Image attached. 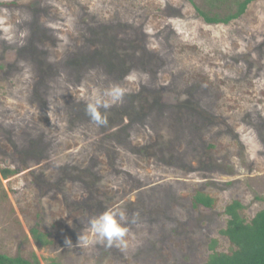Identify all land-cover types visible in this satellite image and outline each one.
<instances>
[{
	"label": "rangeland",
	"instance_id": "374dc122",
	"mask_svg": "<svg viewBox=\"0 0 264 264\" xmlns=\"http://www.w3.org/2000/svg\"><path fill=\"white\" fill-rule=\"evenodd\" d=\"M212 12H234L219 0ZM0 0V252L43 264H203L238 199L264 207V0ZM120 103L97 126L94 91ZM103 111V110H102ZM196 190L215 198L193 205ZM120 208L128 247L78 246ZM133 217L135 222L133 223ZM49 232L38 243L31 228ZM71 240L72 246L66 243Z\"/></svg>",
	"mask_w": 264,
	"mask_h": 264
},
{
	"label": "trees",
	"instance_id": "16d2710c",
	"mask_svg": "<svg viewBox=\"0 0 264 264\" xmlns=\"http://www.w3.org/2000/svg\"><path fill=\"white\" fill-rule=\"evenodd\" d=\"M209 9L196 7L199 16L210 24L229 23L231 20L244 13L248 4L253 0H235L237 8L234 12L220 14L212 12L217 7L215 2L219 0H206ZM1 175L8 177L15 170L1 168ZM215 198L202 190H196L193 196L195 207L203 206L212 208ZM244 205L238 199H233L224 207V213L228 216L227 225L220 233L228 238L231 246L228 251H217V239H212L209 248L212 251L203 264H264V207L257 211L251 219L242 214ZM31 235L38 243H47L49 232L41 231L38 227L31 228ZM0 264H43L35 253L27 259L23 256H9L0 252ZM46 264H58L55 258H49Z\"/></svg>",
	"mask_w": 264,
	"mask_h": 264
},
{
	"label": "clouds",
	"instance_id": "9594fccd",
	"mask_svg": "<svg viewBox=\"0 0 264 264\" xmlns=\"http://www.w3.org/2000/svg\"><path fill=\"white\" fill-rule=\"evenodd\" d=\"M124 92L118 85H110L102 92L94 91L85 99V112L90 121L97 126H106L108 123L107 110L120 103ZM103 110V111H102ZM132 222H135L133 217ZM129 218L120 208H108L88 221V227L78 238V246L84 248L94 243H105L108 247H117L124 250L128 247ZM66 243L72 246L71 240Z\"/></svg>",
	"mask_w": 264,
	"mask_h": 264
}]
</instances>
